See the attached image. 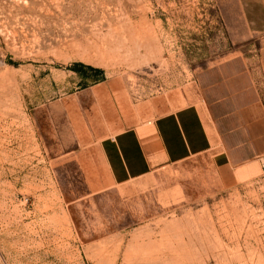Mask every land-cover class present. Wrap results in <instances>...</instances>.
Instances as JSON below:
<instances>
[{
	"label": "rangeland",
	"instance_id": "374dc122",
	"mask_svg": "<svg viewBox=\"0 0 264 264\" xmlns=\"http://www.w3.org/2000/svg\"><path fill=\"white\" fill-rule=\"evenodd\" d=\"M241 2L0 0V264H264L258 161L110 185L92 147L130 107L196 98L222 60L260 86Z\"/></svg>",
	"mask_w": 264,
	"mask_h": 264
},
{
	"label": "crops",
	"instance_id": "0c3cea01",
	"mask_svg": "<svg viewBox=\"0 0 264 264\" xmlns=\"http://www.w3.org/2000/svg\"><path fill=\"white\" fill-rule=\"evenodd\" d=\"M241 4L246 31L264 37V0ZM248 65L225 59L207 66L191 100L153 99L128 108L92 146L106 181L121 185L197 156L219 167L258 161L264 155V45L260 86Z\"/></svg>",
	"mask_w": 264,
	"mask_h": 264
},
{
	"label": "built area",
	"instance_id": "2783aa9c",
	"mask_svg": "<svg viewBox=\"0 0 264 264\" xmlns=\"http://www.w3.org/2000/svg\"><path fill=\"white\" fill-rule=\"evenodd\" d=\"M258 162H259L260 170H261L262 172H264V155H261V156L258 158Z\"/></svg>",
	"mask_w": 264,
	"mask_h": 264
},
{
	"label": "trees",
	"instance_id": "16d2710c",
	"mask_svg": "<svg viewBox=\"0 0 264 264\" xmlns=\"http://www.w3.org/2000/svg\"><path fill=\"white\" fill-rule=\"evenodd\" d=\"M77 66H78V67H83L84 65L80 63V64H78ZM77 66H76V67H77Z\"/></svg>",
	"mask_w": 264,
	"mask_h": 264
}]
</instances>
